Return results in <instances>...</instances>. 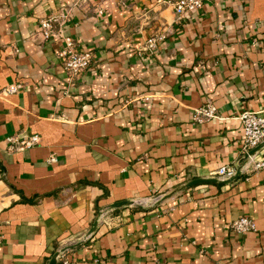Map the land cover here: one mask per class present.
I'll use <instances>...</instances> for the list:
<instances>
[{
  "label": "crops",
  "instance_id": "crops-1",
  "mask_svg": "<svg viewBox=\"0 0 264 264\" xmlns=\"http://www.w3.org/2000/svg\"><path fill=\"white\" fill-rule=\"evenodd\" d=\"M165 1L0 0V264L68 246L72 264H264V169L188 185L237 172L239 115L264 110V0L181 20ZM51 16L67 21L43 40ZM65 37L91 54L75 80ZM207 104L218 119L194 122ZM241 216L256 229L235 231Z\"/></svg>",
  "mask_w": 264,
  "mask_h": 264
},
{
  "label": "built area",
  "instance_id": "built-area-1",
  "mask_svg": "<svg viewBox=\"0 0 264 264\" xmlns=\"http://www.w3.org/2000/svg\"><path fill=\"white\" fill-rule=\"evenodd\" d=\"M214 0H171L165 1L172 7L177 20L186 17L190 12L201 10L205 4L211 3ZM80 3H86V0H79ZM66 16H51L39 22V32L43 40H48L50 34L53 32L55 26H62L66 23ZM157 36L150 37L146 46L148 50H154L156 46ZM64 48L58 51L57 56L63 60V68L71 80H75L89 67L91 64V54L83 51L74 50V42L71 38H63ZM20 88L19 85L9 86L2 91L3 95L16 93ZM194 122L203 123L213 119H218L213 106L204 105L194 110ZM242 125L243 138L240 144L242 153V162L239 171L242 170H260L264 169V159L257 158L256 153L250 154V150L256 146L264 143V110L261 111H243L238 118ZM38 138L30 136L20 141L12 137L7 138L5 141L9 144L10 148L21 149L37 144ZM47 162H55L56 159L53 155L47 157ZM236 173V168L221 166L215 171L214 175L222 179H228ZM104 210L98 211V217L103 216ZM231 227L239 232L245 233L247 231L255 230V223L252 219L241 216L231 223ZM55 264H72L71 258L66 254L65 250H59L55 256Z\"/></svg>",
  "mask_w": 264,
  "mask_h": 264
},
{
  "label": "water",
  "instance_id": "water-1",
  "mask_svg": "<svg viewBox=\"0 0 264 264\" xmlns=\"http://www.w3.org/2000/svg\"><path fill=\"white\" fill-rule=\"evenodd\" d=\"M263 145H264V143H263V144H260V145H258V146H256L255 148L251 149L249 153H250V154L255 153V152L258 151ZM239 173H240V171L238 170L233 176H231V177L228 178V179H224V180H219V179L214 178V177H210V178H197V179H194V180L190 181V182L188 183V185H193V184H197V183H208V182H229V181H232V180L236 179V178L239 176ZM130 203H132V201H127V200H124V201H117V202L113 203V204L111 205V207H118V206H121V205L130 204ZM93 226H95V224H94ZM93 229H94V228L92 227V229L90 230V232H92ZM90 232H89V233H90ZM68 248H69V246H68V247H65V248H63V249H60V250L63 251V250H66V249H68ZM56 254H57V252H54V253L52 254V256L50 257V259H49V261H48L47 264H55V256H56Z\"/></svg>",
  "mask_w": 264,
  "mask_h": 264
},
{
  "label": "rangeland",
  "instance_id": "rangeland-1",
  "mask_svg": "<svg viewBox=\"0 0 264 264\" xmlns=\"http://www.w3.org/2000/svg\"><path fill=\"white\" fill-rule=\"evenodd\" d=\"M169 1H171V0H169Z\"/></svg>",
  "mask_w": 264,
  "mask_h": 264
}]
</instances>
